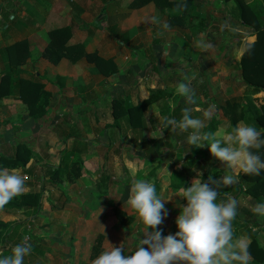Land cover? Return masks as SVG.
Wrapping results in <instances>:
<instances>
[{
	"label": "crops",
	"instance_id": "0c3cea01",
	"mask_svg": "<svg viewBox=\"0 0 264 264\" xmlns=\"http://www.w3.org/2000/svg\"><path fill=\"white\" fill-rule=\"evenodd\" d=\"M0 1H2L0 4V52L4 53L7 47L24 42L20 51L21 53L24 50L26 52L25 62L21 65L25 70V78L41 84L42 91L49 95V102L45 107V117L42 119H46V115H60L61 120L65 119L67 115L77 116V120L72 125L75 133L68 136L73 138L72 142L67 144L73 147L74 153L79 147H91V140L96 146H99L100 143L108 145L112 142L109 143V139L115 130L109 127L107 129V126H111L113 123L112 118L108 119V116H112L113 104H115L113 100L122 101L124 105H121L120 109H124L126 105L135 106L143 100L154 98V102L148 106L145 112V120L140 132L139 128L134 130L128 125L126 117L120 118L118 132L121 134L124 130L125 133H128V140H137L140 145H145L146 142L155 139L160 144L157 150L150 151L149 154L146 153V157L154 156L156 158L150 162L141 156L143 155L142 149L135 150L138 152L136 153L142 165L141 169L144 165L155 164L147 172L138 170L136 179L152 180L154 184L157 183L158 194L160 182L165 185L167 183L166 188L175 191L179 190L182 185L185 187L190 185L199 173L192 170L193 165H190L191 163L188 161H196L195 156L200 151H196L197 148L181 144L186 133L176 134V132L163 129L164 142L159 140L160 137L150 135L151 132L158 135L157 128L163 118H175V116L180 118L184 108H189L190 114L195 118H199V115L204 116L205 112L207 115L209 112L210 114L212 112L213 115L219 114L220 118L221 113L218 111H221V105L226 101L244 100L245 97L254 96L256 99V95L264 98V92H256L249 86L243 88V86H236L234 83L235 81L241 83L239 61L245 44L254 42L256 33L240 21L239 13L232 1L197 0L195 6L185 13L184 25L176 24L166 29L163 24L167 23L169 16L173 13L170 10L162 12L151 0L140 6H134L140 0H51L49 3L43 2L46 5L45 8L38 6L26 10H23V7L15 8L13 6L14 2L20 4L17 0ZM169 1L184 2V0ZM243 1L255 6L257 4L264 6V0ZM34 4L35 2L31 3V6ZM12 9L17 10L15 16L10 13ZM6 10L9 19L14 17L13 20L11 19L12 21L7 22L3 19L2 12ZM66 12H70V14H67V21L64 24L61 13ZM21 20L24 23H21ZM261 22L264 25V19ZM179 23L182 24V19ZM64 27L71 29L66 46L73 49L75 46L81 45L85 54H95L99 59L108 61L102 64L105 66V74L84 57L75 61L66 57L57 65L51 64L42 57L43 50L50 44L49 32ZM39 30H44L47 34L46 38L35 34ZM113 32L119 34L120 37L125 36V40L114 39L111 36ZM211 35H218L220 38L221 43L219 42L218 50L215 49L216 44H211L209 38ZM2 57L0 56V61ZM4 65L5 63H1V66ZM166 67H169L170 73ZM200 68L208 71L209 75L216 72L217 77H214V81L210 79L209 75L203 76L202 79L196 78L200 75L198 71L202 72ZM111 70H114L113 73ZM161 71L168 75L163 78ZM234 72H237V76L234 77L236 80L232 81L229 78L234 76L231 74ZM185 81H190L194 90L192 103L187 101L183 103L184 98L175 94L176 85ZM200 83H205V85ZM226 83L228 85L234 83V86L239 88L232 94H228L225 91ZM14 96L18 99V95ZM211 97L217 104L213 111L210 110ZM69 99L74 103L72 105L71 102L67 106ZM173 99L176 101L181 99V101L172 104ZM166 103L169 106L167 110L163 107ZM15 107L18 108V106ZM26 109L23 107L20 114L27 113ZM123 112L124 110L121 111V113ZM15 113L17 114L16 110ZM80 117L84 122H93V138L86 139L85 134L81 133L80 129L84 126L78 125ZM207 118H205L203 132L211 120V117L210 120ZM100 120L104 122L101 124ZM247 123L253 126L248 119L244 124L239 123L238 125H248ZM223 124L222 122L218 123L213 135L222 136L224 131L230 130L225 129ZM29 131V135L19 139V142L27 147H29L28 143L32 141L34 144L35 135L32 134L33 132L31 133V128ZM52 131L54 132V129ZM166 133L169 134L170 140L165 138ZM61 134L62 131L61 133L59 131L57 138H60ZM120 134L118 137H121ZM30 135L33 137L30 138ZM69 138L63 135L61 142L63 141L64 147H66L64 141L67 142ZM107 138H109L108 142ZM42 141H44L43 137L40 143ZM37 146H45V143L42 145L37 143ZM93 149H87L86 152L93 154ZM202 150L201 155L204 153L206 156L203 158L206 164L205 169L200 172L201 180H203V175L210 162L214 161V168L216 167L217 171L221 172L219 178L224 174H229L234 176V183L239 182L238 175L241 172L239 169L237 171L236 169L229 170L211 157L206 146ZM184 152H186L185 155ZM44 154L46 153L42 155ZM39 155L42 156L41 153ZM81 156L85 157L86 153L83 152ZM184 156L188 160L182 162L180 159ZM60 158L69 162L72 161L70 159H75L74 156H64L62 153H60ZM48 160L50 158H47L45 163ZM33 162V156H31L24 168L27 173L22 176L27 179H25V187L21 195L39 192L42 180L48 181L50 178V174L43 172L38 183L39 187L38 185L36 187L31 180L34 176L29 171L33 167ZM182 163L188 164L186 168ZM159 169L161 170L159 171ZM9 171L21 174L22 170L18 168ZM158 173L165 176L167 182L160 180ZM90 174L92 173L88 172L87 174L86 172L78 177L75 183L63 180L62 184H57L58 186L45 183L46 187H44L41 206L38 210L35 208L0 210V221L11 226L9 228L10 237L0 242V256L11 254L13 246L20 243L24 229H29V222L32 223L29 233L31 251L24 257L23 264H91V261L102 250L110 248L111 244L113 246L120 245L126 253L134 250L138 237L143 233L145 226L138 222L135 214L126 204L129 182L122 181V187L112 188L109 192L94 190L93 187L81 182L82 179H90ZM182 181L185 184H182ZM89 182L93 183L91 179ZM173 182L179 184L180 188L173 187ZM233 184L229 185V189H225V194L219 192V200L226 201V199L234 198L239 189L233 187ZM164 188L161 190L164 191ZM246 196L241 192L235 198L237 200V215L232 221L233 235H240L242 243L246 238L245 246L249 244L251 238L248 227H253L252 230L255 228L259 234V229H257L259 224L255 223L253 219L254 215L257 216L252 211L255 206H252L250 199ZM176 200L174 195L170 201L165 203V207L168 210L176 211ZM250 205L251 209H249ZM114 210L121 216H117ZM238 212L245 213L248 217L251 215V217L245 220L240 218L241 221H237L239 220L237 219ZM127 217L130 224L121 223L122 220L126 221ZM170 224L171 222H166L164 219L162 224L157 227L162 229V234L167 235L175 232L173 227L168 228ZM261 224L264 225L263 222ZM80 226H85L89 230L93 228V231L97 230L94 243L93 233L90 236L78 235V233H82V230L78 231ZM261 238H264V233L261 234ZM251 262L253 261H250L249 264Z\"/></svg>",
	"mask_w": 264,
	"mask_h": 264
},
{
	"label": "clouds",
	"instance_id": "9594fccd",
	"mask_svg": "<svg viewBox=\"0 0 264 264\" xmlns=\"http://www.w3.org/2000/svg\"><path fill=\"white\" fill-rule=\"evenodd\" d=\"M163 27L169 26L165 22ZM189 82L178 83L175 94L192 103L194 90ZM204 127L202 119L193 117L190 109L184 108L179 119L163 118L157 128L158 135L152 132L150 135L160 137L163 129L169 132L179 130L187 134L181 141L182 145L206 146L211 157L229 170L239 169L253 175L264 171V159L258 151L264 147V137L256 127L237 125L222 136L203 132ZM200 175L197 173V178L186 187L182 185L179 190H169L167 198L158 194L153 182L135 180L128 188L126 204L138 222L145 226L143 233L138 237L134 250L126 253L120 245L111 244L91 264H249L246 246L239 239H234L232 231L237 200L218 199L221 188L234 183V176L224 174L218 179L210 176L205 181L199 178ZM25 179L20 174L0 169V207L22 194ZM174 195L184 201L182 204L177 202L179 212L174 219L177 230L162 235V229L157 226L167 217L165 203ZM252 211L264 215V202L256 204ZM30 251L31 245L26 241L15 244L10 255L0 256V264H23Z\"/></svg>",
	"mask_w": 264,
	"mask_h": 264
},
{
	"label": "trees",
	"instance_id": "16d2710c",
	"mask_svg": "<svg viewBox=\"0 0 264 264\" xmlns=\"http://www.w3.org/2000/svg\"><path fill=\"white\" fill-rule=\"evenodd\" d=\"M146 1L149 0H140L139 4H144V2ZM151 1H153L156 7L162 12H164L165 10H170L173 13L167 20L168 26H173L176 24L178 26H182L185 24L184 21L186 20L185 13L189 12V9L195 6L197 0H184L183 3L170 2L169 0ZM229 1H232L235 4V8L239 13L240 21L244 25L251 28L254 33H256V40L252 43L245 44L244 51L239 61L241 81L247 87L249 86L256 92H264V25L261 22V20L264 19V6L262 4H257V6H255L252 3H246L243 0H224V2ZM176 12H178L179 14H175ZM2 14L3 19H5L7 22L14 19V17L11 18L12 20L9 19L7 10L3 11ZM181 19L182 24L179 23ZM70 34L71 29L69 27L50 31L48 34L50 38V44L43 50L42 57L53 65H57L63 58L66 57H70L71 61H75L76 59L84 57L90 63H94L97 68L105 74V66H103L102 64H105L108 61L99 59L95 54H85L81 45L75 46V48L73 49L72 47L66 46L70 38ZM22 45H24V42L18 43L17 45L14 44L5 49L9 68L6 70V72H1L0 96L11 95L13 94V92L17 91L18 98H20L25 104L29 114L32 117H42L45 114V107L49 102V95L46 92L42 91L43 86L38 83L36 84L35 82H32L30 80H15V78L12 79V72L16 70L18 66L22 65L26 59L25 50L22 53L20 51L22 50ZM113 71L114 70H111L112 73ZM262 99L264 101V98ZM113 102H115V104H113V123L111 124V126L114 130H116V133L120 134L118 132V122L121 117H126L127 123L132 129L135 130L139 127L142 128V125L140 123L143 122L144 113L147 110L148 106L152 102H154V98L143 100L135 106L126 105V107L124 106V109H120V106L124 105L122 101L115 99L113 100ZM221 109L223 115L227 117L231 129L234 126H237L239 122L244 119V116L247 114V112L251 113L253 111L252 107L248 106L247 104L238 106L237 104H233V102L231 101H226L225 106H223ZM123 110L124 112L121 113V111ZM251 118L252 120L250 118L248 120L252 122L253 126L261 131L262 137H264V102L263 105L260 106L258 112H255V116ZM175 119H179L178 116H175ZM218 123H221V120H219V114L212 115L211 120L209 121V126L204 132L213 134L215 129L218 127ZM247 124L250 125V123ZM111 126H107V129L108 127L111 128ZM143 147L146 148V146L144 145ZM201 150L202 149H197L196 151ZM253 151L256 150L253 149ZM258 151L261 155V158L264 159V147H262ZM32 153L33 151H31L26 145L19 144L16 146L15 154L12 157L0 154V169H6L8 167L11 169H24L29 162V159L33 155ZM146 155V152H143V155L141 156H143V158L147 159L149 162L156 159L154 156L152 158H148L146 157ZM67 165L70 168V171H68L66 174L68 179L67 181L72 183L74 179L81 175V167H79L78 162L73 161L68 163ZM214 165L215 162L211 161L206 173L203 175V180H208L210 176L216 179L219 178L221 172L217 171L216 167L214 168ZM64 170L65 169L63 166H52V169L50 171V178L48 179V181L42 180L43 182L41 185V190L39 192L16 196L3 207H0V210L12 211L21 210L23 208H35L36 210H38L41 206L44 187H46L45 185L62 184L63 181L61 180V175ZM239 180L241 181L233 184V187L239 189V192L235 194L234 198L238 197V195L241 194L242 188H244V192L253 197L256 204L264 202V171H262L259 175L245 174L241 171L239 173ZM181 183L185 184L184 181H182ZM155 185L158 189V184L156 183ZM172 185L175 188H180V185L176 184L175 182H173ZM226 188L229 189V186L221 188L219 192L225 194L224 190ZM115 213L117 214V216L120 215L118 212H116V210ZM121 223L130 224V221L127 217L126 221L123 222L122 220ZM31 224L32 223L29 222V229H24V234L27 235L28 233H30ZM9 228H11L9 224L0 221V242L1 240L3 241L5 238H8L10 231ZM252 228L248 227L251 238L249 244L246 246L249 253V263L252 259L255 264H264V246L259 242L258 234L256 232L257 230H255L254 233ZM258 229H260V227H258ZM21 242L22 239L20 243Z\"/></svg>",
	"mask_w": 264,
	"mask_h": 264
},
{
	"label": "rangeland",
	"instance_id": "374dc122",
	"mask_svg": "<svg viewBox=\"0 0 264 264\" xmlns=\"http://www.w3.org/2000/svg\"><path fill=\"white\" fill-rule=\"evenodd\" d=\"M17 1L20 2V4L14 2L13 6L15 8H22L23 7V10H26V9H33V8L38 7V6L45 8L46 5L43 2L46 1L47 3H49L51 0H33V1L17 0ZM34 2H35V4L33 6H31V3H34ZM1 3H2V1H0V4ZM175 3H183V2H175ZM140 5L141 4H139V3H135L134 6H140ZM10 13L15 16L17 13V10L12 9V10H10ZM61 14H63V16H61V17L64 18L63 23L65 24V22L67 21L66 18L68 17L67 14L69 15L70 12L69 13L68 12L61 13ZM176 14H179V13H176ZM22 18H24V17H22ZM20 22L24 23L23 20H21ZM69 23H71V21H69ZM35 34H38L39 36H41L43 38H46V35H47L44 32V30L36 31ZM111 36L118 41H119V38H120V40H125V36L120 37L119 34H117L115 32L111 33ZM218 37H219L218 35L209 36V38L211 40V44L212 45L216 44V48H215L216 50H218V46L220 45L219 44L220 38H218ZM0 56H3L1 61H0V67H1L0 68V83H1V72H6V70L9 68V63H8L6 52H4V53L0 52ZM1 63H3V64L5 63V65L1 66ZM17 68H16L17 72H15V70L12 72V79L15 78V80L16 79L17 80L18 79L26 80V78H25L26 74H25V70H24L23 66L20 65V67L18 66ZM166 68L168 70V73H170L169 67H166ZM200 69L202 70V72L198 71V73H200V75L198 77L196 76V78L202 79L203 76L205 77L206 75H209L208 71H204L203 68H200ZM161 73H163V78L166 77V75H168V73L165 74L164 71H161ZM213 73L214 74H210L209 77L211 80L214 81L215 80L214 77H217V74H216V72H213ZM231 74L234 76H232V77L230 76L229 79L232 81H235L236 79H234V77L237 76V72L236 73L234 72ZM47 79H49V78L47 77ZM240 82L241 83H237L235 81L234 83H236V86L241 85V86H243V88H245L246 85L241 81V78H240ZM234 83H231V84L229 83V85L227 83L225 84V86H226L225 91L228 94H232L233 91H235L239 88V87H235ZM200 84L205 85V83H200ZM15 94L18 95V92L16 91L15 93L13 92V94H11V95L0 96V154H2L4 156L12 157L15 154L17 144H19V143L21 144V142H19V139L24 138L26 135H29V132H30L29 130L31 128V133L33 132L32 134L35 135L34 139H33L34 144H33V141L31 143H28L29 144L28 148L30 150L34 149V151H33L34 153L32 155L34 162L32 165L33 167H31V169L29 171L34 176L31 178V180H33V184L36 185V187L40 181V178H41V175L43 174V172L45 174H47V173L50 174L51 166H58V165L63 166L65 170L63 171V173L61 175V180H63V181L68 180L66 174L68 171H70V168L67 164L70 162L69 161H63L62 158H60V153L64 154V156L68 155L69 157L70 156L75 157V159L72 158L70 160H72L73 162H78L79 167H81L80 168V172H81L80 176L86 174V172H87V174H88V172L92 173V174H90V179H91V181H93L92 184L89 182L90 179H82L81 182L84 185L93 187L94 190L97 189V190H101V191L103 190L104 192H109L112 188L117 189V188L122 187L121 186L122 181L129 182V184L131 185L135 180H137L136 179L137 178V172H139L138 170H140L142 168L141 162L137 158L138 152L136 151L137 152L136 153L135 150L140 148L143 150V152H146L147 154H149V153L157 150L160 147V144L158 143V141H156V139L151 141V142H146L147 144L144 145V146H146V148L141 147L143 145L138 144L137 140H132V141L128 140V136H127L128 133L127 132L125 133L124 130L120 134L121 137H118V134H116V130H115L114 133L112 134L111 138L110 139L107 138V142H108V139H109V143L112 141L110 144L101 145L102 143H100L99 146H96V145H93V140H91V142H92L91 147H86V148L79 147V148H77L78 150L74 153V150L72 149L73 147L68 146L72 142L73 138H69L68 136L75 133L73 131L72 125H73V122L75 123V121L77 120L76 119L77 116L76 115H72V116L67 115L65 117V119L63 118L61 120V117H59L60 115H58V116L57 115H46V119H42L45 116L32 117L29 114L28 109H26L27 113L20 114L21 109L23 107L26 108V106L20 98H18V99L15 98V96H14ZM262 98L263 97H258V95H256V99L254 96V97H245L244 100H242V99L231 100V102H233V104H237L238 106H241L242 104H247L248 106L252 107V109H253V111L251 113L247 112V114L244 116V119L241 120L239 123L244 124L245 120L249 119V118L252 120L251 117L255 116V112H258L260 106L263 105L264 101ZM212 99L213 98L211 97L210 100H212ZM178 101H181V99H179L177 101L175 99H173L171 101V103L176 104V103H179ZM71 102L73 105L74 102L71 101V99H69V101H67V106ZM75 102H76V99H75ZM185 102H186V100L183 99V103H185ZM225 103L226 102H224L221 105V108L223 106H225ZM15 106H18V108ZM216 106H217V104H215V102L212 100V105L210 106L211 107L210 110L213 111V109ZM163 107L166 110H167V108H169L167 103L164 104ZM67 109H68V107H67ZM15 110H16L17 114L15 113ZM218 112L221 113L219 120H221V122L224 123L223 127L225 129L227 128V129L231 130V126H229V121L227 120V117H225L223 115L222 111H218ZM212 115H213V113L211 112V114H210V112H209V114L207 116L199 115L198 117L200 119H202L203 123H205V118L208 117L207 119L210 120V117ZM245 117H246V119H245ZM80 118H81L80 122L77 121L78 125L82 124L84 126V128L80 129L81 133L85 134L86 139L93 138V124H92L93 122L91 121L90 123L89 122L87 123V122L83 121L82 117H80ZM91 118L93 119V116H91ZM109 118L113 119V116H108V119ZM144 120H145V113H144L143 122L140 123L142 125V127L144 124ZM103 122L104 121L100 120L101 124ZM111 128H113V127L111 126ZM53 129H54V132L52 131ZM129 129H131V128L129 127ZM58 130L60 131V133L62 131L60 138H57V135H59ZM230 130H227V132ZM140 131H141V127H139V132ZM227 132L224 131V134H226ZM179 133H181V132H179V130H177L176 134H179ZM163 134L160 136V139H159L161 142L165 141ZM63 135H65L66 138H69L67 140V142L64 141L66 143V145H65L66 147H64V144H62L63 141L61 142ZM29 137L32 138L33 135H30ZM42 137H43L44 141H42L40 143V140ZM102 137H104V136H102ZM165 138L167 140H170L168 133H166ZM167 140H166V142H167ZM37 143H39L41 145L43 143H45V146H37ZM93 147H94V149H93ZM194 148H197V147H194ZM70 149H71V151L68 152V150H70ZM87 149H93L94 153L93 154L87 153L86 152ZM197 149L200 150L203 148H197ZM36 151L41 153V155L43 153H46V154L40 156L39 153H37ZM202 151L198 152L197 155L195 156V158H197L196 161H193V162H190L191 160L188 161L189 163H191L190 165H193L192 170L199 172V173L202 172L203 169H205V164H206V161H203V158H206V156H204V153L202 154L203 156L201 155ZM83 152L86 153L85 157L81 156V154ZM185 153L186 152H184V155H185ZM188 153H191V151H188ZM89 156H93V157L91 158ZM186 156H188V155H186ZM186 156L182 157L183 159L181 158L182 162L185 160H188V158ZM47 158L48 159L50 158V160H48V162L45 163ZM37 159H39V160H37ZM177 164L180 165V163H177ZM220 164H221V162H220ZM182 165H185L184 167L186 168V165H188V164L182 163ZM154 166H155V164L144 165V167H143V169H141V171L145 170V172H147L148 170H150ZM6 169L13 170L9 167ZM19 169L22 170L20 175L27 173L24 169H22V168H19ZM160 170L161 169H159V171ZM237 170L238 169H236V171ZM166 176H167V174H166ZM158 177L160 178V180L162 179L165 182H167L165 176H161L158 173ZM76 179H74V181H73L74 183L76 182ZM236 179H238V178L236 177ZM240 181L241 180H239V182ZM150 182H153V181L150 180ZM164 185H165L164 183L161 184V182H160L159 194L162 195L163 197L167 198V196L169 194V189L166 188L167 183L165 186ZM38 187H39V185H38ZM163 187H165L164 191L161 190V188L163 189ZM40 189H41V187H40ZM161 191H162V193H161ZM244 191L245 190L243 189L241 192L243 194L247 195L246 197H248L250 199V203L252 204V206L253 205L255 206L256 205L255 199L253 197H251L250 195L246 194ZM98 197H99V195H98ZM176 198H177V200H176L175 208L177 210L176 211L168 210V215L165 218L166 222H171V224H170V226H168V228L173 227L174 231L177 230L175 223H174V219L179 212V208L177 207V202H179L181 204L184 203L182 198H180L178 196H176ZM252 206L250 205L249 209H251ZM238 214H239V217L237 219H239V220H237V221H241L240 218L245 220V219H249L251 217V215L248 217V216H246L245 213H242V212H238ZM247 214L249 215V213H247ZM254 217L255 218H253V219L255 220V223L257 222V224H259L258 227H260L259 234H258L259 242L264 246V238L263 239L261 238V234L264 233V225L261 224V222L264 223V215H257V216L254 215ZM138 228H140V227H138ZM94 229H97V228H94ZM80 230H82V233H78V235L82 234V235L90 236L93 233V235H94L93 236V243H94V239L96 237L95 234H96L97 230L93 231V228H91L89 230L85 226H80L78 228V231L80 232ZM253 231L255 233V228ZM24 235H26V234H24L22 232V237ZM29 236H30V234H29ZM9 237L10 236H8V238ZM234 239H239L242 242V238L238 234L234 235ZM245 239H243V244H245V242H246ZM9 241H10V239H9ZM29 244L31 245V236H30ZM251 261H252V259H251ZM251 264H253V262H251Z\"/></svg>",
	"mask_w": 264,
	"mask_h": 264
},
{
	"label": "built area",
	"instance_id": "2783aa9c",
	"mask_svg": "<svg viewBox=\"0 0 264 264\" xmlns=\"http://www.w3.org/2000/svg\"><path fill=\"white\" fill-rule=\"evenodd\" d=\"M27 242L29 244V241H30V238L28 235H25L23 238H22V242Z\"/></svg>",
	"mask_w": 264,
	"mask_h": 264
}]
</instances>
